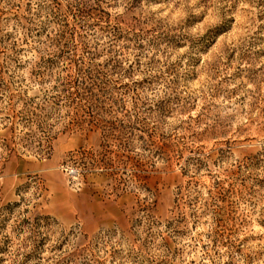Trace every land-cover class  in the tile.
Here are the masks:
<instances>
[{
    "label": "rangeland",
    "instance_id": "rangeland-1",
    "mask_svg": "<svg viewBox=\"0 0 264 264\" xmlns=\"http://www.w3.org/2000/svg\"><path fill=\"white\" fill-rule=\"evenodd\" d=\"M0 264H264V0H0Z\"/></svg>",
    "mask_w": 264,
    "mask_h": 264
}]
</instances>
